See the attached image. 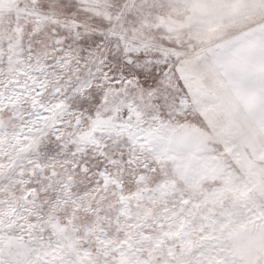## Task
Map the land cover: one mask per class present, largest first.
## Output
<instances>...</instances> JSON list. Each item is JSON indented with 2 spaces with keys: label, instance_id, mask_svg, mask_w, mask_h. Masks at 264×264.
I'll return each mask as SVG.
<instances>
[{
  "label": "snow or ice",
  "instance_id": "snow-or-ice-1",
  "mask_svg": "<svg viewBox=\"0 0 264 264\" xmlns=\"http://www.w3.org/2000/svg\"><path fill=\"white\" fill-rule=\"evenodd\" d=\"M0 264H264V0H0Z\"/></svg>",
  "mask_w": 264,
  "mask_h": 264
}]
</instances>
